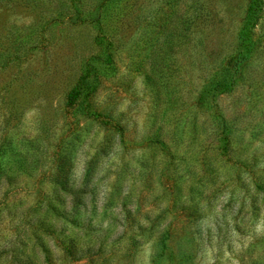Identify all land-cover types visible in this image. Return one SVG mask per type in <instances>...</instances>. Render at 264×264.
Wrapping results in <instances>:
<instances>
[{"label": "rangeland", "instance_id": "374dc122", "mask_svg": "<svg viewBox=\"0 0 264 264\" xmlns=\"http://www.w3.org/2000/svg\"><path fill=\"white\" fill-rule=\"evenodd\" d=\"M160 241L264 264V0H0V264Z\"/></svg>", "mask_w": 264, "mask_h": 264}, {"label": "trees", "instance_id": "16d2710c", "mask_svg": "<svg viewBox=\"0 0 264 264\" xmlns=\"http://www.w3.org/2000/svg\"><path fill=\"white\" fill-rule=\"evenodd\" d=\"M84 91H88V81L86 80V76L82 77V81L79 83L78 89L72 90L67 97V102L65 104V113L67 115L74 117L76 111H78L79 108L83 109V107H85L89 109L88 104H84V101L87 100V96L84 95ZM88 117H91L92 119H101V115L96 113L95 111H92V109L88 114ZM116 129L121 131L120 127L118 126L116 127ZM64 250H66V248H64ZM175 258L176 257L172 254V252L170 250H167L163 242L160 241L157 248H155L153 256L150 259V264H165V262H173Z\"/></svg>", "mask_w": 264, "mask_h": 264}]
</instances>
